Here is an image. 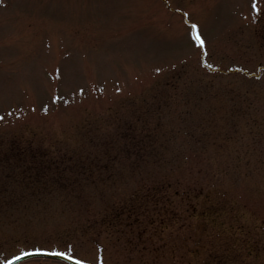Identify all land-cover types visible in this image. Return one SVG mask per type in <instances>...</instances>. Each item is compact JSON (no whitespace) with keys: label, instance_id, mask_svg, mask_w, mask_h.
I'll return each mask as SVG.
<instances>
[{"label":"rangeland","instance_id":"obj_1","mask_svg":"<svg viewBox=\"0 0 264 264\" xmlns=\"http://www.w3.org/2000/svg\"><path fill=\"white\" fill-rule=\"evenodd\" d=\"M252 1L0 0V264H264Z\"/></svg>","mask_w":264,"mask_h":264},{"label":"flooded vegetation","instance_id":"obj_2","mask_svg":"<svg viewBox=\"0 0 264 264\" xmlns=\"http://www.w3.org/2000/svg\"><path fill=\"white\" fill-rule=\"evenodd\" d=\"M256 7L240 23L239 45L243 51L250 50L257 57L253 66L242 63L241 73L250 79L264 77V0H256ZM261 57H263L261 59Z\"/></svg>","mask_w":264,"mask_h":264},{"label":"water","instance_id":"obj_3","mask_svg":"<svg viewBox=\"0 0 264 264\" xmlns=\"http://www.w3.org/2000/svg\"><path fill=\"white\" fill-rule=\"evenodd\" d=\"M34 256H49V257H54V258H59V259L65 260L71 264H79V261H76L74 259H68L65 256H60V255H57L55 253L43 252V251L26 252V253H24V255L17 256V257H19L18 259L10 260V262H11V264H15V263H17L23 259L34 257Z\"/></svg>","mask_w":264,"mask_h":264},{"label":"snow or ice","instance_id":"obj_4","mask_svg":"<svg viewBox=\"0 0 264 264\" xmlns=\"http://www.w3.org/2000/svg\"><path fill=\"white\" fill-rule=\"evenodd\" d=\"M195 28V25L193 26ZM195 39L202 45L204 43V41L202 40V38L197 34L195 36ZM35 251H46L44 249H36ZM55 254L60 255V256H65L68 259H77L76 257L72 256L70 253L67 252H56ZM21 255H24V253H22ZM19 257H13L12 259H18ZM5 264H11L10 261H5ZM79 264H85L84 261H80Z\"/></svg>","mask_w":264,"mask_h":264}]
</instances>
